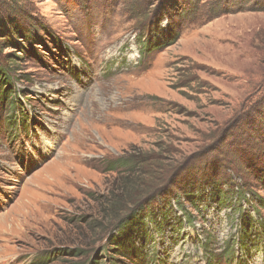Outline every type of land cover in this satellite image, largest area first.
Returning <instances> with one entry per match:
<instances>
[{
	"label": "rangeland",
	"instance_id": "rangeland-1",
	"mask_svg": "<svg viewBox=\"0 0 264 264\" xmlns=\"http://www.w3.org/2000/svg\"><path fill=\"white\" fill-rule=\"evenodd\" d=\"M149 37L162 47L142 54ZM9 59L19 103L9 113L0 102V264H146L110 244L124 214H101L105 201L140 178L115 161L160 156L169 194L234 175L228 144L264 104V0H0V62ZM262 112L234 159L232 182L250 193L233 207L211 186L197 205L178 198L147 245L157 264H264V180L242 171L264 165ZM213 135L227 138L220 151Z\"/></svg>",
	"mask_w": 264,
	"mask_h": 264
},
{
	"label": "trees",
	"instance_id": "trees-1",
	"mask_svg": "<svg viewBox=\"0 0 264 264\" xmlns=\"http://www.w3.org/2000/svg\"><path fill=\"white\" fill-rule=\"evenodd\" d=\"M257 5V4H256ZM190 13L187 11L186 15L184 13H181L180 15V21L189 19L190 18ZM160 26L158 23H155L152 21L149 29L150 33H153L154 36H156L160 31ZM15 33L21 34L19 30L14 29ZM174 32V34L172 33ZM179 33V31H178ZM178 33H175V31H171V29L168 30L167 37H172L169 42H173L174 38L178 35ZM27 40H30L28 38ZM152 38L149 37L144 41V45L142 46V54H149L154 50L160 49L162 46H153L152 45ZM9 64L3 65L0 62V102L6 103L8 105V112L11 113L13 111L17 110L16 104L19 103L17 101V96L15 94V91H12V86L10 85L11 81L10 79L12 78V73L15 68V61L9 59ZM12 65V66H10ZM193 82V80H191ZM14 89V87H13ZM264 98L261 99L260 101L263 102ZM259 101V102H260ZM8 102V104H7ZM262 110H264V104H259L257 108L251 112H248L245 117H243V120L239 122L243 123L240 128L245 126L246 129V134L251 132V123L254 120L253 115L260 116L262 115ZM15 117V116H14ZM13 116L10 117V125H14L15 128L18 127V125L21 124L20 120H17ZM21 119L24 116H20ZM25 125V124H24ZM229 130L224 129V134L228 135ZM264 133V132H263ZM239 137L233 141L229 142V147H232V158L233 160L229 161V165L231 166L232 171L234 172V175H231L229 177V180L224 181V183H220L221 180L215 178H211L212 180L210 181L208 178H204L202 181V184L199 186L202 190V194L200 190L194 189L191 185V183H186L183 186L180 187V192L175 193L170 192L166 189H162L161 185L164 183L165 175H166V170L167 166L163 165L160 161H164L160 156L154 157L153 155H148V156H141L139 159L135 160L133 158H122L117 161H115V164L118 167L125 168L126 170L131 169L134 170L133 173H129L130 177L131 175L137 174L139 175V179L136 180H130L126 186L123 188L121 186V193L115 190L118 194V196L114 195L115 192H112L110 194V198L105 201L106 205L104 208L101 210V214L106 212V209L108 211L113 212V215H115L116 218H118L120 213L122 212L123 217L119 218V224H120V229L118 232L119 236L118 239L115 243L113 237L110 239V244H114V246L117 245L116 247H113L114 252L121 256H126L128 257L129 255H134L133 258L135 259L136 257H139L140 261L143 263L145 262L146 264L149 262H153L157 264V262L161 260H156V254L153 253V250L151 249L148 250L147 245L152 244L153 235L155 234L156 236L159 234V231L163 229V224H168L167 222H170V216L173 215L172 213L175 212L173 209L174 207H182L181 201L176 202L178 198H186L189 200V202L193 205H197V198H202L207 196L208 194L204 193L208 191L209 187L211 186L213 189V192L215 194V197L217 198L219 203H222L223 206L228 207V206H235L237 203H239V200L243 199L245 200L247 193H250L248 188H246V185L239 184L237 181L235 183L232 182L235 181L237 177H239L240 171L236 168V163L238 160H234L236 153L239 149H242L243 145V136H248L245 133H240ZM258 137H260L264 141V134H260ZM212 141H216L214 148L218 149L220 151L222 145L227 141V138L224 137H219V135H213L209 138ZM264 146V145H263ZM235 148V150H234ZM262 148V147H261ZM211 151V150H209ZM210 153V152H209ZM258 153V152H257ZM262 155V154H261ZM259 155V158H261V163H264V154L261 156ZM263 157V158H262ZM228 161V160H227ZM218 164L219 161H216ZM249 162L243 163V170L248 169L252 171V173L257 176L258 180H264V165L260 169L257 168H252L251 165L249 166ZM225 169V167H223ZM176 169V168H175ZM215 169V166H211V172ZM159 173V175H158ZM174 173V171L172 172ZM233 176V177H232ZM129 177V178H130ZM143 177L148 178V182L144 183L143 182ZM238 179V178H237ZM129 179H125V183ZM136 181L135 184L133 182ZM186 181H184L185 183ZM162 183V184H160ZM143 187V188H142ZM160 187V188H159ZM141 190V191H140ZM125 191V193H124ZM128 192V196L126 193ZM123 193V194H122ZM135 193L137 195H135ZM122 194V195H121ZM197 195V196H196ZM170 196V197H169ZM197 198H196V197ZM158 198L163 199L162 201V206H159L158 203ZM173 199V200H172ZM235 201V202H234ZM176 202V204H175ZM234 202V203H233ZM174 203V205H173ZM240 205V204H239ZM128 206V207H127ZM132 207V208H131ZM162 209V216L161 218H158V210ZM185 210L184 208H182ZM129 210V211H128ZM185 214V220H186V225H191V220L189 217H191L190 213L187 211L184 213ZM243 227L246 229V231L249 233L251 232V229L247 225V221H243ZM149 228H151L152 234H149ZM261 230L264 232V223L261 225ZM139 231H141L140 236L138 239L140 240V246L136 245L138 244L137 238H133V235H136ZM248 237V235H247ZM247 237H243L242 234L240 235V240L244 241L247 239ZM148 243V244H147ZM146 246V247H145ZM234 246L230 248V251H232ZM103 251H106L105 248ZM110 251V250H109ZM229 250H227L228 252ZM135 253V254H134ZM95 263V262H94ZM153 263V264H154ZM102 264H107L102 263Z\"/></svg>",
	"mask_w": 264,
	"mask_h": 264
}]
</instances>
